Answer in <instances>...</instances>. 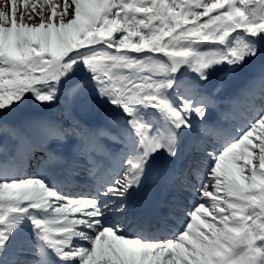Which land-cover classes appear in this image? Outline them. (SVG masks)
I'll return each instance as SVG.
<instances>
[{"label":"snow or ice","instance_id":"6c2138e0","mask_svg":"<svg viewBox=\"0 0 264 264\" xmlns=\"http://www.w3.org/2000/svg\"><path fill=\"white\" fill-rule=\"evenodd\" d=\"M0 264H264V0H0Z\"/></svg>","mask_w":264,"mask_h":264},{"label":"bare ground","instance_id":"6f19581e","mask_svg":"<svg viewBox=\"0 0 264 264\" xmlns=\"http://www.w3.org/2000/svg\"><path fill=\"white\" fill-rule=\"evenodd\" d=\"M53 2H54V0H53Z\"/></svg>","mask_w":264,"mask_h":264}]
</instances>
